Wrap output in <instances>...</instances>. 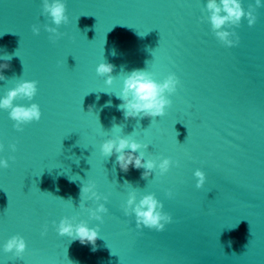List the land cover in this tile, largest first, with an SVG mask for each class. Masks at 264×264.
I'll return each mask as SVG.
<instances>
[{
    "label": "water",
    "instance_id": "obj_1",
    "mask_svg": "<svg viewBox=\"0 0 264 264\" xmlns=\"http://www.w3.org/2000/svg\"><path fill=\"white\" fill-rule=\"evenodd\" d=\"M206 2L65 0L66 35L53 43L42 0H0V59L12 55L0 97L19 79L36 80L32 101L15 103H37L42 113L18 131L0 109V159L15 157L0 167V264H264V7L253 26L242 19L239 43L227 47L200 19ZM104 60L115 66L111 85L96 73ZM133 69L158 81L178 77L163 116L124 119L116 95ZM130 134L149 144L145 159L179 166L147 179L144 169L121 171L100 146ZM197 168L206 175L201 188ZM89 181L109 197L100 201L108 209L102 223L79 207ZM133 187L137 200L152 192L163 202L172 216L163 231L137 229L134 214L124 215ZM65 216L100 225L96 251L57 233L52 221ZM16 234L27 242L22 258L3 250Z\"/></svg>",
    "mask_w": 264,
    "mask_h": 264
},
{
    "label": "clouds",
    "instance_id": "obj_2",
    "mask_svg": "<svg viewBox=\"0 0 264 264\" xmlns=\"http://www.w3.org/2000/svg\"><path fill=\"white\" fill-rule=\"evenodd\" d=\"M41 7V15L49 18L51 21L50 24L45 23L43 28L50 34L49 40L54 43L66 35V33L59 31V27L62 24L69 23L65 0H42ZM259 7H264L262 0H255L254 4L250 3L247 10L243 7L242 0H207L205 7L202 9V11L207 13V16H202L200 19L201 21L206 20L210 23L212 33L223 45L233 47L239 43V35L235 29L241 25L242 19H247L249 27L253 26L257 21L255 12ZM53 24L55 27L52 26ZM32 31L34 34L39 35L41 31L40 25L33 24ZM11 59L12 55L8 54H5L0 59L3 61V63H0V80L6 79L3 70L9 67L8 62ZM114 67L113 64L105 60L96 67V73L99 76L105 77L107 85L113 83L114 76L112 72L114 71ZM178 84L179 79L175 73H169L163 80L158 81L154 79V74L147 70L133 69L124 76L120 94H115L122 101L118 105V108L122 111L125 120L129 118L143 119L151 117L153 121L154 118L165 114L166 108L172 103L169 96L176 92ZM37 85L38 81L36 80L19 79L14 87L8 89L5 95L0 97V109L8 111L9 117L15 122L13 127L18 131H22L24 125L41 119L42 113L39 104L15 103L17 99L32 101L38 91ZM110 105L111 101H108L107 106ZM112 128H122V126L113 124ZM148 145L147 143L138 142L130 134L105 139L100 146V150L106 157L115 156V163L125 173L130 168L144 169L141 173L142 179H147L153 172H156L159 176H163L173 164L179 166L180 162L178 160L173 161L170 157H164L159 160L152 158L145 159V150L148 148ZM3 148L4 145L0 144V150H3ZM10 148L14 152L16 144L12 143ZM9 159L14 160L15 157L0 159V167L8 168ZM157 169L158 172L156 171ZM194 176L197 178L196 187H203L206 181L205 172L197 168ZM124 184L132 185L127 180L124 181ZM166 195L171 197L173 195L172 189H167ZM79 196V207L85 209L89 213L90 218L102 223L103 216L101 214L106 213L108 209L105 203H101L100 201L106 202L109 198L108 195L99 192L94 181H89L81 183ZM68 200H71V198ZM85 201H93L97 206L95 208L88 207ZM122 208L125 216H132L134 214L137 229L146 227L155 229L156 231H163L166 224L172 221L171 214L163 211V202L157 199L155 193L142 194L137 200V189L135 187L129 192L128 199L122 205ZM52 224L55 225L59 235H67L71 240H78L82 245L90 244L92 245V251H96V240L99 238V224L89 227L85 220L77 221L76 216H65L59 220L58 224L55 220L52 221ZM47 228L48 226L45 224L44 230L41 232L42 236L47 234ZM230 244L231 241H229ZM26 248L27 242L19 234L11 236L3 245L4 252L13 253L16 258H22Z\"/></svg>",
    "mask_w": 264,
    "mask_h": 264
}]
</instances>
